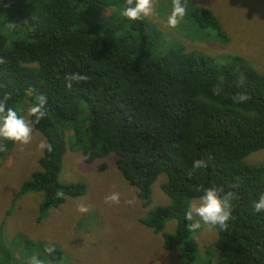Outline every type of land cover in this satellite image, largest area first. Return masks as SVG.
<instances>
[{"label": "trees", "instance_id": "trees-1", "mask_svg": "<svg viewBox=\"0 0 264 264\" xmlns=\"http://www.w3.org/2000/svg\"><path fill=\"white\" fill-rule=\"evenodd\" d=\"M109 5L124 8L126 0H0V57L6 61L0 64V95L12 93L9 106L24 111L45 94L48 115L35 129L54 148L43 152L41 168L18 196L44 192L43 219L67 198L86 193L85 183L60 179L73 137L70 149L81 151L85 163L115 154L117 168L139 189L145 208L152 204L153 184L167 175L162 187L171 203L151 210L141 222L160 233L167 220H178L176 232L163 237L166 249L181 247V264H194L198 257L185 220L190 200L203 194L201 187L238 185L231 189L228 228L220 229L209 246L220 256L214 261L211 255L210 263L264 264V213L252 206L264 194V163L245 160L264 149V72L242 55L219 61L186 51L175 39L151 37L146 19L125 27L104 12ZM97 9L111 18L107 25L95 16ZM194 16L225 34L209 9L197 8ZM9 23L15 27L9 29ZM74 71L90 79L69 89L64 76ZM217 85L220 95L212 91ZM237 93L250 99L233 103ZM196 159L208 160L209 166L189 177ZM106 169L105 162L98 167ZM3 234L1 224L0 264H13ZM52 256L60 259L62 251Z\"/></svg>", "mask_w": 264, "mask_h": 264}, {"label": "rangeland", "instance_id": "rangeland-1", "mask_svg": "<svg viewBox=\"0 0 264 264\" xmlns=\"http://www.w3.org/2000/svg\"><path fill=\"white\" fill-rule=\"evenodd\" d=\"M154 6V15L146 18L147 32L152 33L151 37L175 39L186 51L204 52L219 61H225L228 54L242 55L264 72V0H188L187 15L175 29L165 25L172 7L171 0H154ZM197 8L212 11L225 34L220 35L210 26H202L194 16ZM123 9L122 5H109L104 12L113 13L128 27L133 21L120 15ZM95 16L105 25L111 19L100 14L99 9ZM42 139L46 137L34 129L29 145H5L6 151L0 152V225H3V238L12 254L13 264H26L34 254L46 264H60L61 260L63 264L182 263L181 247L166 249L163 237L164 233L176 232L178 220H167L160 233L141 222L151 210L171 203L162 187L168 180L167 175L161 174L153 184L152 204L145 208L139 189L131 185L117 168L115 154L85 163L81 151L70 149L73 137L68 140L60 179L85 183L86 193L67 198L65 203L51 208L43 219H39L44 192L18 194L32 172L41 168L39 160L43 153L37 145ZM245 160L250 164H263L264 149L251 153ZM102 162L107 164L105 171L98 170ZM113 191L121 194L120 204L109 206L104 203V198ZM133 198V205L125 204V200ZM81 202L90 204L92 210L87 214L78 213L76 207ZM219 231L220 228L209 231L203 227L195 236L191 235V241L198 248L194 264H211V255L214 261L218 259L219 252L209 246H213ZM26 241L35 245L29 248ZM48 243L55 244L56 249L62 251L60 259L44 252Z\"/></svg>", "mask_w": 264, "mask_h": 264}, {"label": "clouds", "instance_id": "clouds-1", "mask_svg": "<svg viewBox=\"0 0 264 264\" xmlns=\"http://www.w3.org/2000/svg\"><path fill=\"white\" fill-rule=\"evenodd\" d=\"M172 7L170 14L165 20L166 27L175 29L187 15L188 0H171ZM154 0H126V6L120 15L129 21H139L154 15ZM9 29L15 27V24L9 23ZM6 63L3 57H0V64ZM90 77L88 74H82L80 71H74L64 76L65 86L69 89L74 85L87 83ZM215 95L221 94V87L217 85L212 89ZM12 93L5 91L0 95V152L6 151V142L17 145H29L33 140L35 126L48 115V97L45 94H38L33 103L28 106L26 113L23 110L9 106L12 99ZM250 99L246 93H237L232 97L233 103H245ZM37 148L40 152L45 150L48 153L54 151L53 145L46 139L40 140ZM211 159V157H209ZM209 161L196 159L192 164V171L188 173L191 177L195 172L207 168ZM238 188V185L232 184L226 190L225 186L213 184L207 188L201 187L202 195L193 199L185 209V220L188 221V231L196 235L203 227L209 231L220 228L226 230L228 222L232 218L233 192L231 189ZM62 196V193H58ZM121 194L117 191L111 192L104 198V203L119 205ZM135 199L125 200V204L133 205ZM253 209L257 213H264V194L259 195L258 199L252 203ZM92 210L90 204L81 202L77 205L76 211L80 214H87ZM44 252L52 256L56 252L55 244L48 243L44 247ZM26 264H46L38 254L29 257ZM63 264V260L60 261Z\"/></svg>", "mask_w": 264, "mask_h": 264}]
</instances>
